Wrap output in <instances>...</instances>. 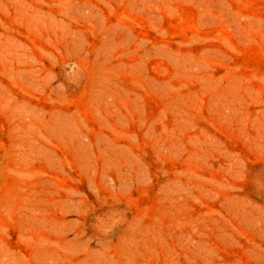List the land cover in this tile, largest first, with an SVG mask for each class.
I'll return each instance as SVG.
<instances>
[{
  "label": "rangeland",
  "instance_id": "rangeland-1",
  "mask_svg": "<svg viewBox=\"0 0 264 264\" xmlns=\"http://www.w3.org/2000/svg\"><path fill=\"white\" fill-rule=\"evenodd\" d=\"M0 264H264V0H0Z\"/></svg>",
  "mask_w": 264,
  "mask_h": 264
}]
</instances>
